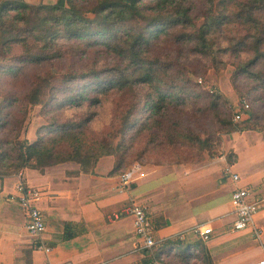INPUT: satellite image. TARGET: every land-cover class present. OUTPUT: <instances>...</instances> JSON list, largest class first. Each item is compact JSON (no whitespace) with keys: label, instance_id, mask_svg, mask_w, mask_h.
I'll return each mask as SVG.
<instances>
[{"label":"trees","instance_id":"obj_1","mask_svg":"<svg viewBox=\"0 0 264 264\" xmlns=\"http://www.w3.org/2000/svg\"><path fill=\"white\" fill-rule=\"evenodd\" d=\"M189 53L215 68L230 64L233 88L249 84V97L260 102L264 0H0V177L64 163L87 173L111 155L118 158L113 174L128 157L199 164L219 153L220 133L255 131L256 106L233 124L220 111L226 101L219 93L196 89L185 78L182 58ZM22 100L41 106L46 124L32 143L10 135L3 141L7 129L20 131L13 126ZM105 102L109 126L90 137ZM66 107L73 114L63 119ZM209 116L217 123L212 132L200 119ZM72 227L64 226L63 241L79 234ZM175 248L181 249L170 255ZM192 249L202 255L193 257ZM152 251L164 264H212L200 240H167Z\"/></svg>","mask_w":264,"mask_h":264},{"label":"crops","instance_id":"obj_2","mask_svg":"<svg viewBox=\"0 0 264 264\" xmlns=\"http://www.w3.org/2000/svg\"><path fill=\"white\" fill-rule=\"evenodd\" d=\"M222 139L224 153L217 158L197 165L146 166V176L121 193L109 157L100 158L87 173L64 163L0 177V264H164L152 256V249L175 239L200 240L212 264L264 259V138L245 130ZM224 167L238 175L237 183L223 173ZM20 181L41 193L37 206L45 219L42 242L50 248L48 255L33 247L35 240L25 229L16 193ZM238 187L248 190L259 205L253 229H232L230 199ZM132 206L144 207L150 219L156 241L150 249L140 247L134 235L127 213ZM66 224L79 234L63 241ZM203 225L212 227L206 240L193 232ZM190 251L193 257L202 255L199 249Z\"/></svg>","mask_w":264,"mask_h":264},{"label":"rangeland","instance_id":"obj_3","mask_svg":"<svg viewBox=\"0 0 264 264\" xmlns=\"http://www.w3.org/2000/svg\"><path fill=\"white\" fill-rule=\"evenodd\" d=\"M26 3L29 4H45V3H51L56 0H23ZM93 57V56H92ZM230 60L231 62L233 61L231 58H223V60ZM182 63L183 66H185L183 74L185 78L187 77L190 81H192V84L195 86L196 89H199L201 91H205L209 94L213 93H219L226 101V104H220V111L225 112L227 114V118L234 124L235 122L233 121V113L234 110L236 109V106L243 101H245L249 108L247 109L245 113L244 120L248 119L251 115L252 112L256 106V109L259 113V118L256 120H252V123L254 124L255 131L260 133L263 138H264V92H259L260 94V99L258 103H255L253 98L250 96L249 97V88L250 85L246 84L244 87L242 86L241 91L238 90V92L233 88L232 84V74L234 69L230 64L225 67H219L215 68L213 65H210L211 62L208 60L207 57L199 56L194 53H189L187 57L182 58ZM106 61V60H105ZM107 62V61H106ZM63 69L65 67H62ZM31 71V70H30ZM61 74H57L55 76V79L52 81L53 83H56L60 79ZM2 97L0 96V103L2 101ZM111 104L109 102H105L103 107L99 110L98 116L94 119V121L91 124V130L89 132L90 137H94V133H96L97 136L101 134V132L105 131L109 124V116H108V111L110 109ZM67 109V107H66ZM41 106H30L29 104H26L25 100L21 101L20 106L18 107L16 113H15V121H14V126L16 125L20 127V131L13 132L14 128L10 131L3 132L1 133L2 140H6V135H10V137H13V142L16 140L18 141H27L28 143H32L36 140V131L37 129L46 124V121L42 118L41 116ZM73 114L72 110H65L62 114H60V117L63 119H67ZM202 121H204V125H210L211 127V132L213 129H217V123L215 122V119L212 116L209 117H200ZM207 119V120H206ZM243 120V121H244ZM241 122V121H240ZM237 122V123H240ZM235 123V124H237ZM111 130V129H110ZM109 130V132H110ZM254 131V130H252ZM12 132V134H11ZM219 134V133H218ZM228 134L220 133L218 135L219 141H220V148H219V153L216 154L213 158H217L220 156L223 151V136H226ZM204 137V136H202ZM216 140V134H215V139ZM118 141V137H116L113 142L116 144ZM219 145V144H218ZM168 156V154H166ZM103 157H109L113 161V168H114V163L115 160L117 161V157L114 155L111 156H103ZM101 157V158H103ZM100 159V158H99ZM98 159V160H99ZM209 159V160H211ZM97 160V161H98ZM155 162L154 160H152ZM151 161H143L140 159H137L135 157L127 158L126 164L124 167L117 172V174L121 173L122 171L126 170L129 168L132 164L134 163H139L142 165L144 172L146 173V166H155V167H168V166H174V165H179V164H173V165H157L154 164ZM206 161H203L201 163H204ZM97 163V162H96ZM75 166H79L76 163H72ZM159 164V163H158ZM200 164V163H199ZM191 165H197V164H191ZM226 169L224 167L223 171ZM224 173V172H223ZM146 176V174H145Z\"/></svg>","mask_w":264,"mask_h":264},{"label":"built area","instance_id":"obj_4","mask_svg":"<svg viewBox=\"0 0 264 264\" xmlns=\"http://www.w3.org/2000/svg\"><path fill=\"white\" fill-rule=\"evenodd\" d=\"M248 108L249 106L245 101L238 104L233 113V121L235 123L243 121ZM224 174L230 176L234 184L239 181L238 175L231 173L229 169H225ZM144 176L145 172L142 165L134 163L117 175L116 190L119 193L124 192L129 189L136 180ZM16 193L18 203L25 212V229L35 240L33 247L43 251L45 255H48L50 253V248L46 247L42 242V236L46 228L45 219L37 206L38 201L41 199L40 191L20 181L16 185ZM230 206L231 214L234 216L232 229L234 231L253 229V219L259 209V205L257 201L251 197L249 191L245 188H236L231 194ZM127 213L133 219V232L136 239L140 242V247L144 249L154 247L156 241L153 236V227L145 208L132 206L127 210ZM193 232L206 240L212 233V227L210 225H203L195 228ZM45 264L51 263L47 260ZM252 264H264V259Z\"/></svg>","mask_w":264,"mask_h":264}]
</instances>
